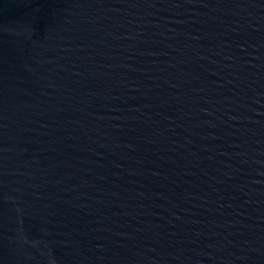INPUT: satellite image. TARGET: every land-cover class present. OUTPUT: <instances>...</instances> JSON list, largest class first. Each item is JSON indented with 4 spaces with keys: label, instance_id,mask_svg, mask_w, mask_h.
<instances>
[{
    "label": "water",
    "instance_id": "95a60500",
    "mask_svg": "<svg viewBox=\"0 0 264 264\" xmlns=\"http://www.w3.org/2000/svg\"><path fill=\"white\" fill-rule=\"evenodd\" d=\"M0 264H264V0H0Z\"/></svg>",
    "mask_w": 264,
    "mask_h": 264
}]
</instances>
